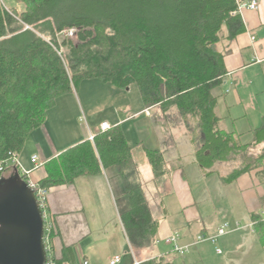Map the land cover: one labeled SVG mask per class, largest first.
Returning <instances> with one entry per match:
<instances>
[{
    "label": "trees",
    "instance_id": "obj_1",
    "mask_svg": "<svg viewBox=\"0 0 264 264\" xmlns=\"http://www.w3.org/2000/svg\"><path fill=\"white\" fill-rule=\"evenodd\" d=\"M25 3L19 15L0 0V167L3 178L40 128L50 110L79 85L99 80L116 90L130 89L142 109L157 106L170 129L182 122L197 144L196 162L208 171L264 143V116L254 144H241L219 127L214 90L227 75L223 40L244 31L239 13L247 0H15ZM26 26H29L26 27ZM75 28L74 37L58 35ZM226 31V32H225ZM173 112V113H172ZM177 118L173 122L169 116ZM173 137H170L172 139ZM122 126L95 134L45 163V188L72 184L78 176L115 169L128 198L121 214L129 242L135 249L155 243L159 221L154 219L139 178L133 149ZM155 179L167 171L164 151L144 147ZM247 158V157H246ZM224 176L231 184L264 164L263 152L255 163ZM259 175L264 179V168ZM2 179V178H1ZM1 181V180H0ZM264 242V219L250 213ZM54 231L45 230L46 246L56 264H72L65 251L54 253ZM151 263V262H150Z\"/></svg>",
    "mask_w": 264,
    "mask_h": 264
},
{
    "label": "crops",
    "instance_id": "obj_2",
    "mask_svg": "<svg viewBox=\"0 0 264 264\" xmlns=\"http://www.w3.org/2000/svg\"><path fill=\"white\" fill-rule=\"evenodd\" d=\"M258 1L259 8L257 10L245 7L239 11L242 23H244V31L232 40H223L220 44V48L225 52L224 63L227 75L223 83L213 91L218 97L216 115L220 118V129L233 134L244 145L254 144L255 132L262 123L261 117L264 116V0ZM127 91L130 92V89ZM109 94L110 97L102 96L103 98H100V101L102 99L105 104L100 103L96 112H90L89 118L92 117L90 120L94 122L95 113L115 110L112 122L110 123L109 119L104 117L100 126L103 122L108 121L112 127L122 126L125 130V125L135 122L130 129L125 130V133L129 144L135 146L133 156L137 163L139 178L152 215L159 221L155 243L142 249H135L131 246L121 219V214L130 206L128 198L124 195L121 181L115 184L116 190H118L117 194L112 192L115 188L111 183L109 171L103 168L102 172L95 175L78 176L72 184L55 185L49 188L47 215L54 227L53 251L55 255L62 258L66 251L68 258L73 262L72 264H84L86 261L88 264H109L110 259L116 255L121 256L119 264H134L135 261H139L140 264H174V259L177 256L184 257L188 260L186 264H191V258L195 260L203 255L204 250L201 244L211 242L216 245L220 238L238 232V230H231L227 234L219 236L216 242L211 240L196 242L200 234H216L217 229L223 224L222 220H219L218 223H214L212 220L220 215L216 206L213 207V217L209 216V218H206V210L203 209L206 202L210 203L214 198H217L215 197L216 193L211 194L204 188V184L201 185L203 188L199 186L200 190L196 193L194 185L187 176L185 166L180 163L171 164L167 159L168 171L161 178L155 179L151 164L144 152V147H149L151 140L147 137L151 134L153 142L157 138L161 139L169 151L171 144L163 141L156 123L149 122V118L153 116V108L150 109L151 114L148 115L144 111L145 109H142L139 100L136 101L135 98L132 105L129 106L127 103L129 98L125 96L124 91L112 88ZM76 96L78 97L76 91L63 96L61 101L67 99L70 103L66 112L48 113L43 125L34 132L33 139L37 141L34 142L32 139L27 141L23 149L26 154H29L26 156V169L22 168L27 170L31 177L39 183L44 177L41 171L43 172L45 163L56 158L68 148L89 139L90 134L97 133L94 123L89 122L87 127L79 125L77 116H80V111H78ZM111 101L112 104H110ZM81 105L83 106L82 101ZM55 108L50 111H55ZM101 131L99 129L98 132ZM169 137L174 139L179 136L175 135L173 129L169 132ZM131 139L133 142H130ZM256 146L261 147V150L264 149V143ZM186 147L185 142L178 141L176 144L178 153L175 152L174 157L178 154V159H181L185 155ZM166 149H163L164 153ZM137 151L144 152V156L137 157ZM35 154L39 156L40 164L38 166L31 160ZM236 159L234 157L230 162L236 161ZM19 162L21 164L20 155ZM196 163V159L191 161L198 182L205 181L206 183L205 179L217 174L220 175L223 182L222 178L232 172L223 173L220 170L221 167L229 164L228 161L215 163L213 168L208 170L209 172L213 171L211 174H207L198 164L196 166ZM16 173L20 175L16 167L8 172L9 176ZM259 173V169H253L243 174L235 182L231 184L223 182V184L231 195H237L238 198L241 196L245 202L244 189L247 186L245 184L241 187L239 180L249 174L252 179L255 178L257 183L264 185V179ZM166 185L167 192L164 191ZM151 192L155 196L157 195L154 202L150 199ZM256 197L258 200L264 201V192L259 193ZM167 199H172L179 205L181 218L177 220L172 218L173 216L167 209L168 205L165 206ZM162 208L163 215L161 212L159 213ZM235 208L239 209L240 206H232L230 210H235ZM262 212L261 216H263ZM254 213L256 212L254 211ZM175 233H178L179 245L189 246V249L183 254L177 252L173 244L166 242V238ZM249 240L248 237H243L240 245L247 241L250 242ZM160 245L168 246L169 251L160 253L157 250ZM192 247L198 249L197 252L201 249L198 255L195 254V251H189ZM218 249L220 248H217V252H219ZM220 260L219 264H235L227 257H222Z\"/></svg>",
    "mask_w": 264,
    "mask_h": 264
},
{
    "label": "rangeland",
    "instance_id": "obj_3",
    "mask_svg": "<svg viewBox=\"0 0 264 264\" xmlns=\"http://www.w3.org/2000/svg\"><path fill=\"white\" fill-rule=\"evenodd\" d=\"M3 4L8 8V9H14L16 10V13L19 15L20 13H22L25 8H26V4L25 3H18L15 0H2ZM29 28V26H26ZM64 35L61 33L58 35V40L61 43L64 39ZM112 89V87L103 84L101 81L99 80H91L88 83H82V85H79L78 87V97L76 98L77 100V105H78V111H80V116H77V120L79 125H84L85 127L88 126L89 122L90 123H94V126L96 125V132L98 133L100 127V123L102 122V120L104 119V117H107L110 121V123L112 122V120L114 119V112L115 110H108L109 112L111 111V113L105 112H98L95 113L94 119L92 122L89 118L91 115V111L96 112L100 106V103H104L102 102V99L100 101V98L102 96H107L110 97L109 91ZM125 92V96H127L128 99V105H132V103L134 102V98L137 100H139L138 98V94L134 91H124ZM132 93V94H131ZM86 95V97H85ZM63 98V97H62ZM65 98V97H64ZM103 98V97H102ZM81 101L83 103V106L81 105ZM69 101H67V99H63V101H61V99L58 101V105L55 108V111L53 112H49V114H53L54 112H58L61 111L63 113L66 112L67 108L69 107ZM105 104V103H104ZM110 104H112V101L110 102ZM65 105V106H64ZM66 107V108H65ZM151 108H149L150 111ZM173 113V112H172ZM151 114V111H150ZM152 117L149 118V122H151L152 124L156 123V127L160 132L161 137L163 138V141L167 144H171L170 147V151L166 149L165 144L162 142L161 139H158L156 141L153 142L152 136H148L147 139H151L150 140V144L148 145L149 148H160L162 151H164L163 149H166V152L164 153L166 155V159L171 163V164H183L185 166V171L187 173V176L189 177L191 183L194 185L195 188V192H199L200 187L203 188L201 185H205L204 188L208 191L211 192V194H215V197L212 200V202L208 203L206 202V205L203 207L204 210H206L205 215L206 218H209V216L213 217L212 215L214 214V209L213 207L216 206L217 209L220 212V215L216 218H213V222L214 223H218L219 220H222L223 223H227L230 225V230H238V232H235L234 234H230L227 235L223 238H220L218 240V243L212 244L211 242H206L201 244V247L204 250V253L202 256H197L199 257V259H195L191 258V264H219L220 263V259H222V257H227L229 259H231L230 261H233L235 264H264V242L263 240L260 239L258 233L255 230V225H254V221L252 222V217L251 214L252 212H256L261 214L264 216V201H260L258 200V198L256 197V195H258L261 192H264V185H261L259 183H257V181L255 180V178L252 179L251 175H247L242 177V179L239 180V183L241 185V187H243L242 185L247 186L244 192V195H246V200L244 202L243 198L240 196V198H238L237 195H231L227 189L225 188L223 182L221 181V177L220 175H214L212 177H207L208 179L203 182H198L197 180V176H195V168H193L191 166V161H193L194 159H196L195 154H196V144L192 143L189 139V134H188V128H185L184 123H182L181 121L178 122L176 121L177 118L173 115H170L169 118L170 120H172L173 122H178L176 123V127L174 129L175 135L179 136L176 137L174 139H170L169 137V132L173 129H170L168 126L165 125V123L167 122L165 114H163L162 110L159 109L157 106L153 107L152 110ZM89 119V120H87ZM108 122V121H107ZM135 122L129 123L127 125L124 126L125 130H128L131 128V125H134ZM35 131H33L29 137L28 140H33L34 142H36L37 140H34V136H35ZM159 136V134H158ZM137 141V140H134ZM178 141H183L186 144V150H185V155L180 159H178V154L176 157H174V153H178L177 152V148H176V144ZM130 142H133V139L130 140ZM243 143V142H242ZM171 152V153H170ZM263 152V150H261V147L259 146H254L252 148H250L248 150V152H246L245 158L248 160V162L251 163H255L256 158ZM29 154V153H27ZM26 152L22 151V153L20 154V160H21V164L22 167H26V156H27ZM136 156H144V152H140L137 151L136 152ZM235 158L236 161L230 162L231 160H228V165H226L225 167H221L220 170L223 173H229L231 171H233L236 168H240L244 165V154H239L237 155ZM138 159V158H137ZM241 160V161H238ZM197 166V163H196ZM264 168V164L263 165H258L257 169L259 170H263ZM26 169V168H25ZM19 171V169H17ZM42 175L44 176L43 179L46 177L47 173H46V169L44 167L43 172L41 171ZM8 174V172H7ZM109 176L111 177V183L113 184L115 190H113L112 192H114V194H117L116 190V186L115 184H117L120 181L119 175L116 172V170L110 169L109 168ZM200 186V187H199ZM168 189L167 185L165 187L164 191H168L166 190ZM150 195V199L151 201L154 202V199L157 197V195L155 196L154 193L151 192ZM167 206L168 212L171 214V216H173V219H179L181 218V209L179 207V205L172 199H167L165 201V206ZM202 206V205H201ZM232 206H240V208H235V210H230L232 208ZM244 206V207H243ZM254 210V211H253ZM161 212V214L163 215V208L159 211V213ZM262 216V218H263ZM236 222H239L242 227L236 228ZM218 232V229H217ZM230 232V231H229ZM227 234V233H226ZM211 235H217L216 234H211ZM234 235V236H232ZM247 235V236H244ZM243 237H248V239H250V242H246L243 245H240V243L243 241ZM199 246V245H198ZM247 246V249H246ZM171 248V247H170ZM194 248V249H193ZM217 248H220V251L217 252ZM157 250L160 251V253H165L168 252V246H164V245H160L157 247ZM198 249H195V247H192L189 251L193 252L195 251V254H199L198 252L201 250H199L197 252ZM194 254V255H195ZM188 257V255H187ZM184 259V260H183ZM188 263V260L185 259L184 257H180L177 256L176 259H174V264H186Z\"/></svg>",
    "mask_w": 264,
    "mask_h": 264
},
{
    "label": "water",
    "instance_id": "obj_4",
    "mask_svg": "<svg viewBox=\"0 0 264 264\" xmlns=\"http://www.w3.org/2000/svg\"><path fill=\"white\" fill-rule=\"evenodd\" d=\"M18 173L0 181V264H47L45 218Z\"/></svg>",
    "mask_w": 264,
    "mask_h": 264
},
{
    "label": "built area",
    "instance_id": "obj_5",
    "mask_svg": "<svg viewBox=\"0 0 264 264\" xmlns=\"http://www.w3.org/2000/svg\"><path fill=\"white\" fill-rule=\"evenodd\" d=\"M248 8L250 10H257L259 8V1L258 0H247V1H241L240 5H239V11L242 8ZM65 37H74L77 34V29L75 28H68V29H64L63 32H61ZM148 115H150V111L149 108L144 110ZM100 130L102 131H106L108 129H110L112 126L110 125V123L107 121L103 122L100 126ZM89 139L91 141H95V135L94 134H90ZM32 162L38 166L39 163V156L37 154L32 156ZM11 163L13 164V166H17V169H19L20 172V176L27 181V183L29 184V186L34 190L36 197L38 199V202L41 206V208H43V214H44V218H45V230H47L49 233L53 230L54 231V227L53 224L48 220V215H47V205H48V193H49V189L42 187L39 183V181L33 179L31 177V174L25 170L24 168H22L20 162H19V156L15 157L12 159ZM3 167H0V180L1 178H3V172H4ZM236 228L242 227V225L239 222H236ZM230 225L227 223H223L219 228H218V232L217 235H205V234H200L197 238L196 242H201L204 240H211L213 242H216L217 238L219 236H222L226 233H228L230 230ZM49 238L46 237L45 238V242H48ZM166 242L168 244H173L174 249L183 254L185 253L188 249L189 246H181L178 243V233L173 234L172 236H169L168 238H166ZM47 248V246H46ZM220 251V249H218ZM48 251V260H47V264H56L57 262H55V260L53 259L52 255H49V249L47 248ZM121 261V256L120 255H116L113 258L110 259L109 264H119ZM84 264H88V261L84 262ZM134 264H140L139 261H135Z\"/></svg>",
    "mask_w": 264,
    "mask_h": 264
}]
</instances>
